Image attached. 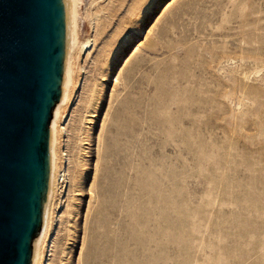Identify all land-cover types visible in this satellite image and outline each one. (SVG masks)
<instances>
[{
  "label": "rangeland",
  "instance_id": "1",
  "mask_svg": "<svg viewBox=\"0 0 264 264\" xmlns=\"http://www.w3.org/2000/svg\"><path fill=\"white\" fill-rule=\"evenodd\" d=\"M79 27L42 264H264V0H83Z\"/></svg>",
  "mask_w": 264,
  "mask_h": 264
},
{
  "label": "water",
  "instance_id": "2",
  "mask_svg": "<svg viewBox=\"0 0 264 264\" xmlns=\"http://www.w3.org/2000/svg\"><path fill=\"white\" fill-rule=\"evenodd\" d=\"M73 38L72 0H0V264H34Z\"/></svg>",
  "mask_w": 264,
  "mask_h": 264
},
{
  "label": "bare ground",
  "instance_id": "3",
  "mask_svg": "<svg viewBox=\"0 0 264 264\" xmlns=\"http://www.w3.org/2000/svg\"><path fill=\"white\" fill-rule=\"evenodd\" d=\"M83 0H72V10H73V26H74V38L72 45V53H71V61L69 68V76L67 83V91L65 101L58 106L57 117L55 123V130L52 142L51 149V176H50V185L48 191V202L44 212V224L42 228V232L37 239L36 251L34 264H42L43 263V251L44 246L47 245V248L50 247L52 241L50 240V229H51V217L54 208V201L56 196L57 183L60 177L59 174V163H58V139H59V126H61L60 122L62 120V112L63 109L70 103L72 99V95L75 88L74 83V74H75V56L76 52L79 49L84 48L83 46L88 45L89 41L81 44L79 41V22H80V8ZM118 80V79H117ZM49 242V243H48Z\"/></svg>",
  "mask_w": 264,
  "mask_h": 264
}]
</instances>
